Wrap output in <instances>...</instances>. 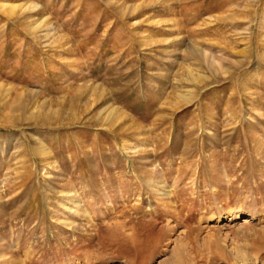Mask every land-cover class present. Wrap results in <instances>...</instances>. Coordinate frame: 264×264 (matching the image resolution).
I'll list each match as a JSON object with an SVG mask.
<instances>
[{
    "label": "rangeland",
    "instance_id": "obj_1",
    "mask_svg": "<svg viewBox=\"0 0 264 264\" xmlns=\"http://www.w3.org/2000/svg\"><path fill=\"white\" fill-rule=\"evenodd\" d=\"M2 1L0 264H264V0Z\"/></svg>",
    "mask_w": 264,
    "mask_h": 264
},
{
    "label": "bare ground",
    "instance_id": "obj_2",
    "mask_svg": "<svg viewBox=\"0 0 264 264\" xmlns=\"http://www.w3.org/2000/svg\"><path fill=\"white\" fill-rule=\"evenodd\" d=\"M1 4V8H3V9H9V10H11V12L12 11H14L15 9H16V7H15V4H12V3H10V2H1L0 3ZM43 22H41L40 24H42ZM40 24L37 26V28L40 26ZM35 29V28H34ZM42 147V146H41ZM42 150H43V153H48V150L45 148V147H42L41 148ZM166 187H168V186H165V188ZM165 190V189H164ZM168 193H170V191L169 190H167V191H164V195H166V194H168ZM71 208V207H70Z\"/></svg>",
    "mask_w": 264,
    "mask_h": 264
}]
</instances>
